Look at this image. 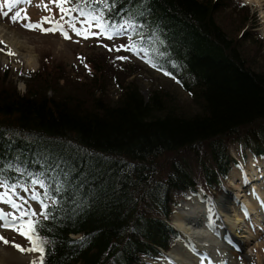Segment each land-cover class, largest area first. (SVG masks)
<instances>
[{
    "label": "trees",
    "instance_id": "1",
    "mask_svg": "<svg viewBox=\"0 0 264 264\" xmlns=\"http://www.w3.org/2000/svg\"><path fill=\"white\" fill-rule=\"evenodd\" d=\"M106 3L71 6L101 15L109 30L130 22L131 39L157 46L154 69L170 73L190 103L162 88L144 99L135 81H125L128 68L139 67L117 56L87 59L85 81L42 58L36 71L19 75L23 93L8 69L0 72V180L41 188L50 215L29 219L39 222L45 264H148L177 236L170 224L177 197L221 187L238 165L230 143L264 158V50L250 6Z\"/></svg>",
    "mask_w": 264,
    "mask_h": 264
},
{
    "label": "rangeland",
    "instance_id": "2",
    "mask_svg": "<svg viewBox=\"0 0 264 264\" xmlns=\"http://www.w3.org/2000/svg\"><path fill=\"white\" fill-rule=\"evenodd\" d=\"M239 1L250 6L252 12L255 13L258 25L253 29V31L258 33L259 37L262 39V48L264 50V0ZM61 6L72 9L71 3L60 5L59 3H53L52 0H30V2H27V0H21L19 4L11 7V11H9V8L5 6L3 10L9 11V15L7 17L0 15V26L3 28V34L5 33L9 35L10 38L12 36H17L19 42L18 44L13 42V46H11L7 44L6 40H4L5 38L0 37V41H3V43L0 44V49H2L0 50V72L8 69L11 79L13 82H16L17 89L21 93L25 91L26 85L23 81L19 80V75L36 71L40 67L42 58L48 59L51 63V65L48 63V66L46 67L54 68L55 66H61L69 78L85 81L90 76L87 68V59L91 60L95 56H101L100 62L106 63L105 58H107V55L113 56L114 58L115 56H117V58L126 57L127 59H117V61L123 63L126 62L127 64L139 67L135 70L133 67L128 68L127 73H133L128 76L125 81H135L138 84L144 99H147L150 91H153L155 88H162L167 90L172 95H175L176 99L180 101L184 107H188L190 103V96L187 92L183 91L173 77L152 68L149 63L147 64L145 62L149 55L153 58L155 57V55H153L157 50V46L155 44H152V48L150 49L148 46H142V48L145 49V52L139 54L135 49L131 51L124 50L123 48L119 51L116 50L122 45L127 46L132 44L134 41H138V39H135L134 41L131 39V32L134 27L130 22L128 23L127 31L125 32H121L119 26L124 24L126 21H123L115 28V30H108L107 32H104L102 27L96 28L95 24L97 22L92 20V16L97 14H84L81 16L79 12L72 11L70 16H65L60 11ZM17 12L20 13V17L18 18V22H13L11 17L16 15ZM25 16H27L28 19H25ZM70 17H75V21L73 22L76 23L77 29L83 30L87 28V32L85 34L88 38H85L83 35H77L75 31H72L69 28L68 21L70 20ZM49 18L52 22H46ZM85 20L87 23H84ZM56 22L63 25V32H66L70 39H66L61 31L45 33L41 31L40 28L30 30L24 26L26 24L40 25L41 28L47 29L56 27ZM92 33L103 34L92 35ZM109 35L112 36L111 39L108 38ZM129 37L130 39H128ZM246 46L247 48L250 47L248 43H246ZM9 51L14 53V55H9ZM29 58L31 65H29L26 61V59ZM106 66L110 67L108 64ZM111 73H113L112 69ZM124 76L125 75L120 74V80H122ZM109 96L113 99L117 96V89L112 85L110 87ZM229 151L231 157L238 162V165L230 166V170L223 185L217 189L213 188L211 191L207 192L202 189H198L196 193H188L183 196H178L177 207L173 210V214L170 219L171 226L176 227L177 213L185 212L187 215L189 214V211L186 212L183 211V209L194 204L196 199H201V201L204 202L208 201V205L210 207L208 220L211 227L216 230L220 221L216 208V201L227 200L230 202L232 201L233 196H236L237 191H240L243 196H240V199L238 200L239 203L234 204V209L243 215V200L248 198L250 202L254 204L256 203L258 195H263L264 197V180L260 185H257L261 189L260 193H256V191L252 190L253 185L250 186V182H248L251 175H253V172L256 173L260 168H262L263 172H259L260 174H258L264 177V158L254 157L249 150L243 149L237 143H230ZM249 187L251 191L249 190ZM0 189L2 188L0 187ZM0 193L3 192L0 190ZM19 194L23 197L24 205L26 204V201L31 203L32 208L38 215H40L42 212V206L37 203L35 204V199H33V195L37 193L28 188L27 191H19ZM195 194L199 197L191 196ZM9 196L12 197L11 193ZM45 201L48 200L45 199ZM261 207H263L262 204ZM0 210H3L4 212H14L11 205L4 202H0ZM247 218H249V220L246 221L245 228L247 229L250 226L255 225L258 240L255 242L254 246L248 247L247 249L232 241L230 236L225 233L226 236H224V238L229 237L228 241L230 242V246L227 251L237 260H242L246 264H264V248L261 250V247L255 249V245L258 244L264 247V232L258 230L260 227H258V224L253 221L251 216H248ZM0 235L7 238L10 242L19 244L26 249L31 247L30 242L25 238V236H22L18 232L11 229L0 228ZM180 237V234L177 233V236L173 240L171 249L168 252L163 253H170L171 256L173 255L180 258L182 264H202L199 260L200 253L197 250L196 252L187 250L183 244V238ZM252 247L253 251H260V253L257 254V257L253 255V251H250V248ZM163 253L162 256L156 260L147 261L148 264H173V261ZM37 257L38 254L35 252H21L11 246V243L8 245L0 243V264H32L34 260H37Z\"/></svg>",
    "mask_w": 264,
    "mask_h": 264
},
{
    "label": "bare ground",
    "instance_id": "3",
    "mask_svg": "<svg viewBox=\"0 0 264 264\" xmlns=\"http://www.w3.org/2000/svg\"><path fill=\"white\" fill-rule=\"evenodd\" d=\"M0 29V37L5 38L4 40H6L7 44L13 46V42L17 44L19 43L17 36V38L15 36L10 38L9 35L5 33L3 34L2 26H0ZM29 60L30 58L26 59L28 64L31 65ZM256 174H258V172H253V175H251L248 182H250V186L253 185L252 190L256 191V193H260L261 189L257 185L262 183L264 177L259 175L260 173L258 175ZM191 196L199 197L196 194ZM240 196H243V194L240 191H237L236 196H233L232 201L230 202L227 200L216 201V208L220 218L219 225L216 230L211 227L208 220L210 212L208 201L204 202L201 201V199H196L194 204L183 209V211H189L188 215L185 212L177 213V228L175 226L174 228L183 238V244L187 250H191L193 252H196L197 250L200 253L199 260L202 264H246L242 260H237L227 251V249H229V245L227 244L229 237L224 238V236L228 234L232 241L244 248L248 249V247L254 246L255 242L258 240V234L255 231V225H252L247 229L245 228L246 221L249 220V218H247L248 216H251L253 221L258 224V227H260L258 230L264 232L263 195H258L256 203L254 204H252L248 198L243 200V215L234 209V204L239 203L238 200L240 199ZM261 204L263 207H261ZM256 248H260L261 250L264 247L258 244L255 245V249ZM250 251H253V247L250 248ZM257 251H253V255L256 257L257 254L260 253V251ZM168 258L173 261V264H182L180 258L173 255L171 256L170 253L168 254Z\"/></svg>",
    "mask_w": 264,
    "mask_h": 264
},
{
    "label": "snow or ice",
    "instance_id": "4",
    "mask_svg": "<svg viewBox=\"0 0 264 264\" xmlns=\"http://www.w3.org/2000/svg\"><path fill=\"white\" fill-rule=\"evenodd\" d=\"M21 0H0V15H3L7 17L9 15V11H11V7L19 4ZM27 2H30V0H27ZM53 3H59L60 5L64 4H69L72 3V0H52ZM99 3H104L105 7H108V4L106 3V0H98ZM81 3H84L86 6V0H81ZM7 6L9 8V11H4L3 9ZM60 11L65 15V16H70V13L73 11L71 8H64L61 6ZM76 12H79L81 16L84 15L83 10L80 7H77L75 9ZM20 17V13L17 12L16 15L12 16L11 19L13 22H18V18ZM25 19H28L27 16L24 17ZM63 18V17H62ZM102 19L101 15H93L92 20L96 21L97 23L95 24L96 28H103L104 32H107L109 29L113 27V25L110 22L105 21V23L102 25L99 23V21ZM75 21V17H70V20L68 21L69 28L72 31H75L77 35H83L85 38H88V36L85 34L87 32V28L81 30L76 28V23L73 22ZM46 22H52L51 19L49 18L46 20ZM84 23H87L85 20ZM129 22H125L124 24L120 25V30L121 32L127 31ZM26 28H29L30 30H36L37 28H40L41 31L45 33H54L56 31H61L63 35L65 36L66 39H70V37L67 35L66 32H63V25L59 24V22H56V27L54 28H41L40 25H24ZM103 33H92V35H101ZM119 34V33H118ZM138 36H140L139 33H137ZM109 39L112 38L111 35L108 36ZM144 40L143 36H140V41L142 42ZM3 41H0V44H2ZM136 41H134L132 44L127 45V46H120V48H117L116 50L119 51L121 48L124 50L131 51L133 49L136 50V52L143 53L145 52V49L142 47H137ZM2 50V49H0ZM9 55H14V53L10 52L8 53ZM117 59H127L126 57H118ZM146 62L150 64L153 68H157V64L154 62V58L149 55ZM166 75H170V73H165ZM40 183L42 187H44V184L42 181H33V184ZM0 187H6L10 191L15 192V189L17 185L14 184H6L3 180H0ZM27 191V189H25ZM45 196L48 195L47 192L44 193ZM21 201H23V197L19 198ZM33 199H37L40 201V204L42 206V214L47 218L50 213L46 211L48 208V205L44 202V200L40 199V197L37 194L33 195ZM0 202L8 203L11 205V207L14 209V212H4L3 210H0V228H5V229H11L13 231L18 232L20 235L25 236V238L30 242L32 245L30 248H24L23 246L19 244H15L14 242H10L7 238L3 237L0 235V243H3L5 245H8L11 243V246L15 247L18 251L21 252H35L38 253L37 260H34L32 264H45L44 260V253H45V241L40 238L37 234L36 231V226L39 223L38 221L31 220V219H25V217L29 216H36L37 213L32 211L31 209L25 210L24 203H18L15 199H12L9 196L8 191H5L3 193H0Z\"/></svg>",
    "mask_w": 264,
    "mask_h": 264
},
{
    "label": "water",
    "instance_id": "5",
    "mask_svg": "<svg viewBox=\"0 0 264 264\" xmlns=\"http://www.w3.org/2000/svg\"><path fill=\"white\" fill-rule=\"evenodd\" d=\"M177 231V230H176ZM165 256H168L167 254H164Z\"/></svg>",
    "mask_w": 264,
    "mask_h": 264
}]
</instances>
